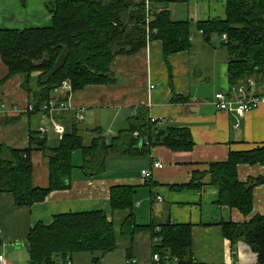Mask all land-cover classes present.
Returning a JSON list of instances; mask_svg holds the SVG:
<instances>
[{
  "label": "crops",
  "instance_id": "obj_1",
  "mask_svg": "<svg viewBox=\"0 0 264 264\" xmlns=\"http://www.w3.org/2000/svg\"><path fill=\"white\" fill-rule=\"evenodd\" d=\"M51 1L0 0V29L51 25L52 15L46 7ZM170 10L174 20L196 23L224 18L226 0L175 2L170 4ZM192 41L190 51L171 54L167 60L159 39L151 40L135 54L119 55L111 64L115 82L74 91L67 103L72 110L84 114L79 122L101 127L110 142L145 111L151 121L156 119L152 122L161 130L188 127L193 149L173 151L159 144L144 154L131 155L114 148L107 152L104 171L92 176L84 174L81 168L84 155L79 150L73 154L69 188L52 191L44 201L28 206L16 205L13 193L0 192V254L12 264H31L28 234L37 223L49 224L55 215L62 213L92 210H104L111 219V189L126 185L136 189L134 212L139 224L153 220L191 224L192 253L199 264H260L257 254L244 241L237 243L234 252L221 222L242 223L256 215L264 216V183L254 187L252 211L245 215L237 208L218 203L220 189L211 181L210 168L213 163L227 161L232 152L264 145V102L243 117L234 111L218 109L215 94L231 86L221 39L215 37L212 43H206L201 33L195 32ZM8 75L9 68L0 55V148L6 144L14 149H27L31 130H39L43 124L48 128L45 134L49 145L57 147L65 125L52 115L31 113V98L22 87V75ZM261 91L259 94L264 93ZM174 93L181 98L173 99ZM58 96L57 92L55 98ZM93 136L90 134L86 142ZM31 160L33 186L48 187L49 156L42 150H33ZM154 161L162 162L163 166L153 168L152 178L145 180L142 170L152 168ZM237 171L241 182L264 177V163H240ZM196 176L200 188H175L190 183ZM135 241L136 237L130 256L125 249L127 264L133 258L137 264H153L152 239L148 256L140 254L138 248L135 253ZM74 255L68 259L73 264ZM64 262L60 256L56 257L55 264Z\"/></svg>",
  "mask_w": 264,
  "mask_h": 264
},
{
  "label": "trees",
  "instance_id": "obj_2",
  "mask_svg": "<svg viewBox=\"0 0 264 264\" xmlns=\"http://www.w3.org/2000/svg\"><path fill=\"white\" fill-rule=\"evenodd\" d=\"M187 1L150 0L149 33L146 0H53L46 4L52 15L51 25L0 29V55L9 68V77L22 75V87L33 104L31 113L52 114L65 125V133L57 147L50 146L47 135L37 129L31 130L27 149L1 146L0 192H11L16 205L28 206L44 201L52 191L69 188L74 169L73 154L79 150L84 155L81 168L85 175L92 176L104 171L107 152L114 148L131 155L144 154L159 144L173 151L193 149L194 141L188 127L161 130L145 111L110 142L101 127H89L79 122L72 109L52 113L43 109L55 98L64 80L71 82L73 92L88 85L115 82L111 69L114 58L135 54L151 40L162 41L167 60L171 54L190 51L194 29L201 33L206 43H212L218 37L226 52L230 85L248 84L254 79L257 93L264 90V0H226L224 18L196 23L188 19L174 20L170 4ZM224 34L226 40L222 39ZM180 98L174 93L173 99ZM67 101L68 96L55 98L56 106ZM135 131L145 139L142 144L134 138ZM90 134L94 136L87 143ZM33 150H42L49 156L48 187L32 184ZM240 163H264V145L232 152L227 161L213 163L211 181L219 186V204L237 208L248 215L253 206V189L264 183V177L241 182L237 171ZM197 180L196 176L190 183L175 188H200ZM135 194L136 189L132 186L112 187L111 219L104 210H92L62 213L55 215L49 224L37 223L28 234L31 264H55L57 256L66 261L77 253L95 255L92 264H102L104 255L116 250L122 238L129 240L127 254L130 256L136 235L144 231L150 233L151 239H159L153 244V252L176 255L180 264H195L191 224L155 220L139 224L134 212ZM118 220L121 223L117 233ZM221 226L234 252L237 243L244 241L257 254L258 262L264 264V216L256 215L242 223L223 221Z\"/></svg>",
  "mask_w": 264,
  "mask_h": 264
},
{
  "label": "built area",
  "instance_id": "obj_3",
  "mask_svg": "<svg viewBox=\"0 0 264 264\" xmlns=\"http://www.w3.org/2000/svg\"><path fill=\"white\" fill-rule=\"evenodd\" d=\"M146 12H147V23L152 17V6L150 4V0H146ZM149 30V29H148ZM227 36L224 35V39ZM257 84L254 79H250L248 84H239L238 86H230L227 91H219L214 96V103L220 110L234 111L240 117H243L247 112L251 109L257 107L259 104L264 102V93H257ZM57 92L59 96H68L70 97L72 90V85L69 80H64L61 86L58 88ZM29 109H33V104L30 103ZM44 110H49L51 113L55 110H66L71 109L67 102H62L59 106H56L55 99H52L49 102V105H45L43 107ZM46 115V114H44ZM52 115V114H51ZM47 116V115H46ZM75 117L77 120H83L84 114L80 111H75ZM39 130L42 133L48 131V128L45 124L41 125ZM133 135L136 138H141V134L139 131H135ZM145 141L144 138L140 139L139 144H142ZM148 143V141H146ZM163 163L160 161H154L152 163V168H146L142 170V175L145 180H149L153 176V168L162 167ZM159 230V228H157ZM2 234V229L0 228V235ZM153 244H157L159 242L158 237H154L152 239ZM138 261L136 258L128 261V264H137ZM195 264H199L194 259ZM0 264H12L10 260L4 255L0 254ZM39 264V263H34ZM63 264H73L70 260H66ZM153 264H180V259L176 255L165 254L162 255L159 252L153 253Z\"/></svg>",
  "mask_w": 264,
  "mask_h": 264
},
{
  "label": "rangeland",
  "instance_id": "obj_4",
  "mask_svg": "<svg viewBox=\"0 0 264 264\" xmlns=\"http://www.w3.org/2000/svg\"><path fill=\"white\" fill-rule=\"evenodd\" d=\"M194 32H198L197 30L194 29ZM226 55V52L223 51L222 54ZM149 222V221H148ZM120 223L121 222H116V229L117 233L120 231ZM150 233L148 231L141 232L136 235V244L134 247L135 253L138 251L142 252L143 256H148L150 254L149 252V247H150ZM129 240L127 238H122L120 239V245L119 247L113 251L107 253L102 259L101 263L102 264H127L126 260V250L128 247ZM138 244V246H137ZM95 255H92L90 253H77L74 255L73 260L75 264H92V258Z\"/></svg>",
  "mask_w": 264,
  "mask_h": 264
},
{
  "label": "bare ground",
  "instance_id": "obj_5",
  "mask_svg": "<svg viewBox=\"0 0 264 264\" xmlns=\"http://www.w3.org/2000/svg\"><path fill=\"white\" fill-rule=\"evenodd\" d=\"M152 20V17L150 18V20H149V22L147 23V17H146V28H147V32L149 33L150 32V21ZM149 29V30H148ZM154 31H156V29H154ZM224 35H226V34H224ZM224 35H223V37H222V39H224ZM227 36V35H226ZM224 40H226V39H224ZM156 119H154V118H152V121H155ZM134 138L135 139H139V141H140V139H142V138H136L135 136H134Z\"/></svg>",
  "mask_w": 264,
  "mask_h": 264
}]
</instances>
